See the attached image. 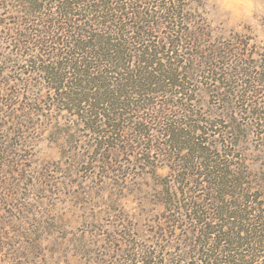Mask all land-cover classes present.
<instances>
[{
	"label": "rangeland",
	"instance_id": "374dc122",
	"mask_svg": "<svg viewBox=\"0 0 264 264\" xmlns=\"http://www.w3.org/2000/svg\"><path fill=\"white\" fill-rule=\"evenodd\" d=\"M184 3L205 33L198 49L171 67L190 92L146 96V111L131 110L134 120L125 116L109 127L101 118L91 122L87 105L89 116L71 105L67 85L55 93L38 70L40 62L56 68L58 58L20 41L36 20L21 13L18 0H0V264H199L190 240L200 230L191 226L200 207L209 215L204 223L216 227L237 199L247 201L254 221L264 211V124L249 116L264 109V81L250 83L248 76L225 86L202 74L204 58L212 57L232 75L264 70V0ZM212 86L235 94L233 106L220 102ZM187 108L221 130L235 127L228 149L217 133L204 140L241 188L216 191L215 200L207 182L178 177L181 155L164 125L168 118L187 123ZM117 123H142L148 138L131 124L119 131Z\"/></svg>",
	"mask_w": 264,
	"mask_h": 264
},
{
	"label": "trees",
	"instance_id": "16d2710c",
	"mask_svg": "<svg viewBox=\"0 0 264 264\" xmlns=\"http://www.w3.org/2000/svg\"><path fill=\"white\" fill-rule=\"evenodd\" d=\"M185 1L18 0L21 13L36 20L29 27L30 31L26 30L19 37L23 41L22 46L25 47L24 41L28 40L31 45L40 47L39 50L42 48L41 52L48 54L49 58H58L56 68L41 67L40 62L38 70L46 76L55 93L67 85V90L71 91L68 96L71 105L79 112H83L82 105H87L91 110V113L87 110L88 113L90 116L93 114L91 122L101 118L113 127V123L122 120V117L129 116L134 120L129 113L131 110L146 111L147 103L151 102L149 99L145 102L146 96L150 98L175 88H180L182 92L178 93L181 92L184 97L190 92L189 88L185 90L184 84H178L177 79L183 75L171 67L178 65V57H187L192 49H198L205 33L203 24L198 23L195 15L187 17ZM153 35L159 36L160 41L152 40ZM162 56L166 58L163 64ZM195 58L202 57L195 55ZM214 59L204 58L202 74H207L205 78L210 82L220 84L224 80L227 81L225 86H229L232 80H245L248 76L250 83L264 81V70L258 77L253 72L245 74L247 76L232 75L229 68L221 69L222 58ZM210 89L216 92L219 101L227 108L233 106L235 94L215 86ZM230 96L233 97L231 100ZM181 112L187 113L183 117L187 123L168 118L169 123L164 125V134L170 139L175 153L181 155V160L176 163L179 166L178 177L187 176L193 184L207 182L211 187L205 188L209 189L208 193L213 192L215 200L219 194L216 195V191L241 188L237 186L240 184L238 176L227 172L228 164L222 158L213 156L205 147L208 141L204 140L217 133L223 143L218 140L215 145L222 143L223 148L228 149V144L232 146L228 141L235 127L227 126L221 130L217 121H205L197 115V111L187 108ZM83 113L89 116L87 112ZM251 115L264 124V109L256 110L255 114L249 113ZM137 119L140 122L148 120L147 117ZM125 125L117 123L114 127L123 131L129 126ZM130 129H134L138 136L148 138L146 130L142 131L145 129L142 123L131 124ZM181 179L185 180L184 177ZM237 200L239 203L235 201L225 208L223 221L217 227L204 223L209 215L202 212L203 207L198 209L200 214L197 218L194 216L196 222L191 226H199L200 230L198 235L192 234L190 241L199 264H256L255 259H264V211L254 221L251 217L254 212L245 204L247 201Z\"/></svg>",
	"mask_w": 264,
	"mask_h": 264
}]
</instances>
